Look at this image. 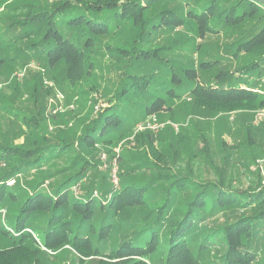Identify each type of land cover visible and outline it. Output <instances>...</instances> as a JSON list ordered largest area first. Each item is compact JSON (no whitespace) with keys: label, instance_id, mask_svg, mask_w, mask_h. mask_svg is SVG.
Instances as JSON below:
<instances>
[{"label":"trees","instance_id":"16d2710c","mask_svg":"<svg viewBox=\"0 0 264 264\" xmlns=\"http://www.w3.org/2000/svg\"><path fill=\"white\" fill-rule=\"evenodd\" d=\"M6 10L11 14L0 18V49L19 48L17 57L57 71L58 82L76 87L92 78L104 50L118 59L113 99L79 137V148L127 137L121 107L133 102L130 98L145 97L142 92L149 88L163 94L145 109L147 115L172 108L181 92L216 112L264 108V96L254 91L264 90V0H10ZM113 40L118 43L109 44ZM192 40L200 41L196 61L172 56ZM220 48L239 66L236 72L223 68L225 56L216 54ZM5 61L0 56V70ZM204 72L213 79H201ZM14 117L28 128L42 125L35 113L21 110ZM139 133L136 143L151 147V132ZM41 138L37 147L0 146V163L13 164L0 174V264H30L32 256L39 262L42 247L101 264H264V187L232 192L222 183L181 177L169 186L157 185L156 179L168 176L131 175L158 166L146 160L118 172L119 189L94 174L76 197L74 186L96 169L83 155L68 170L22 186L26 172L47 170L74 149L75 142ZM205 152L210 160L208 147ZM128 156L124 152L117 162L124 165ZM10 180L15 186L8 185ZM46 180H56L49 191L42 190ZM132 212L138 215L124 218ZM216 215L223 217V226L203 227Z\"/></svg>","mask_w":264,"mask_h":264},{"label":"rangeland","instance_id":"374dc122","mask_svg":"<svg viewBox=\"0 0 264 264\" xmlns=\"http://www.w3.org/2000/svg\"><path fill=\"white\" fill-rule=\"evenodd\" d=\"M9 1L0 0V18L11 14L6 10ZM209 41L220 43L215 39ZM199 42L192 40L181 44L172 56L183 62L192 57L196 61L195 47ZM117 43V40L109 42L111 45ZM17 49H0V56L6 60L0 70V146L24 144L37 147L43 143L42 136L51 143L75 142L74 149L53 160L47 170L22 175L19 180L22 186H27L26 181H42L48 175L68 170L77 155H83L96 169L74 186L72 194L76 197H80L94 174L108 177L110 187H113L109 169L114 163H117L118 172L125 173L146 160L158 166L153 170H136L131 175L146 180L168 176L165 180L164 177L156 179L157 185L169 186L175 177H181L198 184L222 183L225 189L232 192L251 193L264 187V119L258 121L259 112L264 108L216 112L195 103L188 92H181L183 96L175 99L172 108L147 115L145 109L163 94L156 87L149 88L142 92L145 97L138 95L135 99L130 98L133 102L126 101L121 107L126 119L123 128L128 129L127 137L113 144H97L82 149L77 143L79 137L116 92L120 76L118 59L104 50L96 57L93 77L72 87L65 81H56L54 75L57 71L52 73L45 64L17 57ZM224 52V48L216 51V54L225 56L223 68L236 72L239 66ZM199 77L208 81L213 79L210 72L201 73ZM251 81H257L256 77ZM35 85L38 91L34 92ZM21 110L26 115L35 113L42 117L41 128H28L20 120L16 121L14 113ZM139 132H151L154 139L151 147L145 145L142 148V144L136 143L135 136ZM205 147H208L210 160L204 156ZM124 152L128 153L130 161L120 165L117 160ZM12 166L0 163V174L9 171ZM55 181L46 180L42 190L49 191ZM11 183L8 182V185ZM95 191L101 199V191ZM189 192L193 194V191ZM184 194L187 193L182 196ZM136 215V212L127 213L124 218L131 220ZM223 224V217L216 215L211 216L203 227H221ZM42 250L44 253L39 262L34 261L32 256L30 264H101L98 260H81L74 252L66 250L57 253L47 252L44 247Z\"/></svg>","mask_w":264,"mask_h":264},{"label":"built area","instance_id":"2783aa9c","mask_svg":"<svg viewBox=\"0 0 264 264\" xmlns=\"http://www.w3.org/2000/svg\"><path fill=\"white\" fill-rule=\"evenodd\" d=\"M262 82L264 83V78L262 79ZM254 91L256 93H259V94L264 96V90L256 89ZM259 117H260V119H258V121H261L264 119V110L259 112ZM109 178H110V182H111L112 186L114 187V189H116V190L119 189L120 178L118 175V167H117L116 163H114L113 167L109 171ZM9 183H11V185H13L14 181H10ZM94 196L98 198L96 191L94 192Z\"/></svg>","mask_w":264,"mask_h":264}]
</instances>
